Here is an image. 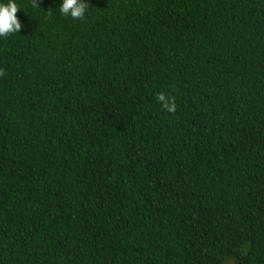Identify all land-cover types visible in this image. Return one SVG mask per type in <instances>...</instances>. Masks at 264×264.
I'll return each instance as SVG.
<instances>
[{
	"label": "trees",
	"instance_id": "16d2710c",
	"mask_svg": "<svg viewBox=\"0 0 264 264\" xmlns=\"http://www.w3.org/2000/svg\"><path fill=\"white\" fill-rule=\"evenodd\" d=\"M37 2L0 38V264H264V0Z\"/></svg>",
	"mask_w": 264,
	"mask_h": 264
},
{
	"label": "clouds",
	"instance_id": "9594fccd",
	"mask_svg": "<svg viewBox=\"0 0 264 264\" xmlns=\"http://www.w3.org/2000/svg\"><path fill=\"white\" fill-rule=\"evenodd\" d=\"M32 6H39L37 0H32ZM89 6L87 0H62L58 11L66 18L84 20L89 13ZM21 10L17 0H0V38L7 39L13 34L21 33L26 27L17 15ZM3 75H5V71L0 69V76ZM157 100L162 102L166 111L171 113L176 111L174 100L167 98L165 94L158 95Z\"/></svg>",
	"mask_w": 264,
	"mask_h": 264
}]
</instances>
